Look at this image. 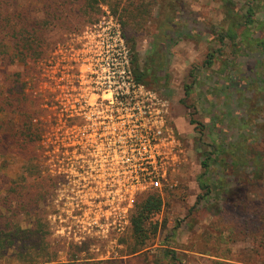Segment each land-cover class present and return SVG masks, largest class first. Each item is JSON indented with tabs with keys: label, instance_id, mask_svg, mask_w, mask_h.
<instances>
[{
	"label": "rangeland",
	"instance_id": "obj_1",
	"mask_svg": "<svg viewBox=\"0 0 264 264\" xmlns=\"http://www.w3.org/2000/svg\"><path fill=\"white\" fill-rule=\"evenodd\" d=\"M6 1L16 5L8 7L7 11L11 13L25 9L39 23L51 19L42 2ZM138 1L147 5V10L142 17L137 13L136 18L130 19V25L136 22L139 24L137 29L126 27L123 30L121 21H127V18L120 20V9L115 15L105 3H101V12L92 24L79 23L81 17H75L70 12L59 20L62 22L69 19L71 25L67 27L63 26V22L62 25H43V53L33 64H30L29 59L19 61V57H22L13 49L14 40L5 36V31L0 33V108L3 109L0 110V197L7 189L24 183L20 174L24 154L14 138L21 124L17 102H13L15 104L11 107L1 105V102L8 104L5 97H14L11 92L22 89L25 95L37 102L40 109L52 103L51 105L55 104L54 110L57 113L59 102L65 106L69 103L68 89L80 65L81 70H84L85 52L76 48L84 49L88 40L108 37V32L119 23L120 33L130 50L133 71L138 69L144 73L141 83L169 104L168 124L179 140L183 154L175 174L170 176L171 186L165 187L160 193L164 198V205L156 219L158 231L155 237L140 252L127 255L128 246L133 244L128 238V222L123 223L124 229L120 233L112 230L108 233L97 232L94 223L88 220L96 207H76L68 202L61 204L58 200V182L66 180L64 176L70 174V165L65 167L64 161L56 157L46 161L48 154L39 143V135L35 150L31 151L38 156L40 174L36 175L35 180L32 178L29 181L37 186H40L42 179L45 183L41 187L43 196H39V203L48 224L50 246L57 251L55 262L65 264L75 254L78 261H112L113 264H261V250L250 234V220L232 209L229 203L225 204L218 190L212 191L207 204L198 199L203 194L196 182L197 176L203 172L199 151H210L213 142H232L237 137V130L232 126H226L227 129L223 130L222 124H227L228 119L218 118L215 123L212 111H217L221 116L223 114L209 93V87L215 85L214 80L219 76L220 61L231 56L224 50V55L212 67H202L210 49L220 47L211 32L223 18V0H161L162 5H167L166 10L164 7L159 8L157 4L151 6L149 0ZM164 14L166 20L169 19L168 15L173 17L169 21L176 31L170 39V36L162 37L159 30L161 16ZM8 28L9 25L5 30ZM153 45L159 51L151 57L149 52ZM237 61L245 64L240 66V70H245L251 64V59L248 58ZM69 62L72 63L71 66L67 65ZM194 66L198 68L195 69ZM30 67H33L34 73L26 75ZM81 79L84 81V77ZM185 85H189L187 97L184 94ZM16 98L22 97L16 94ZM181 100L185 101L187 107ZM190 118L203 125L201 132L199 128H195V124H190ZM56 161L59 162L58 165ZM48 162L53 163L55 170L52 172L43 168ZM209 173L210 176L216 174L215 177L222 175L213 168H210ZM225 185L226 183L223 186ZM62 191L64 193L66 189ZM84 208L87 211L83 214L84 222L81 225L85 230L81 226L77 227L78 217L74 218L79 215L74 212ZM105 208L108 207H103ZM102 227L106 228L104 225ZM168 251L176 254V260L166 258L161 262L159 259H163V254Z\"/></svg>",
	"mask_w": 264,
	"mask_h": 264
},
{
	"label": "trees",
	"instance_id": "obj_2",
	"mask_svg": "<svg viewBox=\"0 0 264 264\" xmlns=\"http://www.w3.org/2000/svg\"><path fill=\"white\" fill-rule=\"evenodd\" d=\"M33 1L42 2L51 19L39 23L25 9L11 13L7 11L8 7L16 5L0 0V33L5 31V36L14 40L13 49L22 57L18 60L29 59L30 64L36 62L43 53V25H62V22L65 27L71 25L69 19L59 21L64 14L72 12L75 17H81L79 23L92 24L101 12V3H105L115 15L120 9V20L127 18V21H121L124 30L126 27L137 29L139 24L130 25V19L138 15L142 17L147 10V5L138 0H124V3L123 0ZM149 4L167 9L161 0H149ZM223 5L221 23L211 32L220 47L210 49L202 67H212L224 55V50L230 54L231 58L220 61L219 76L214 80L215 85L209 87V93L223 114L221 116L217 111H212L215 123L218 118L228 119L227 124H222L223 130L227 129L226 126H232L237 130V137L232 142H213L210 151H199L203 172L197 176L196 182L203 194L198 199L207 204L212 191L218 190L225 204L229 203L232 209L245 215L252 223L250 234L261 250V264H264V0H223ZM148 13H151V9ZM165 14L161 16L159 30L162 37L170 36V39L176 30L169 21L173 17L168 15L169 19L166 20ZM8 25L9 28L5 30ZM158 49L153 45L150 56L157 54ZM240 58L251 59V64L245 70H240L244 63L237 61ZM12 59L15 58L12 56ZM30 73H34L33 67L28 69L26 75ZM134 73L137 80L141 81L144 73L138 69ZM190 74L195 76L192 72ZM11 93L14 97H5L8 104L2 101L1 105L11 107L15 104L13 102H17L21 124L14 138L24 154L20 173L24 183L7 189L0 197V264H58L55 262L57 251L50 246L48 224L39 203V196H43L41 187L45 186L44 180L40 186L29 181L32 178L35 180L36 175L40 174L38 156L31 149L38 143L40 127L36 119L42 110L22 89ZM16 94L22 98L17 99ZM184 94L186 97L189 95V85H185ZM181 103L187 107L184 100ZM189 122L195 124L199 132L203 130V125L194 119L190 118ZM210 168L222 175L215 177L213 173L210 176ZM163 205L164 198L159 192H146L136 198L129 213L128 238L133 244L128 246L127 255L140 252L155 237L158 231L156 219ZM71 257L65 264H113L112 261H78L75 254ZM166 258L176 260V254L168 251L159 260L163 262Z\"/></svg>",
	"mask_w": 264,
	"mask_h": 264
},
{
	"label": "built area",
	"instance_id": "obj_3",
	"mask_svg": "<svg viewBox=\"0 0 264 264\" xmlns=\"http://www.w3.org/2000/svg\"><path fill=\"white\" fill-rule=\"evenodd\" d=\"M108 34L76 48L85 52L84 70L80 65L75 73L68 105L59 102L56 113L55 104H45L36 120L46 161L70 165L58 182V200L96 207L88 220L97 232L120 233L139 195L171 186L183 151L168 124V102L137 80L119 23ZM52 165L43 168L52 172ZM86 211L74 212L84 230Z\"/></svg>",
	"mask_w": 264,
	"mask_h": 264
}]
</instances>
